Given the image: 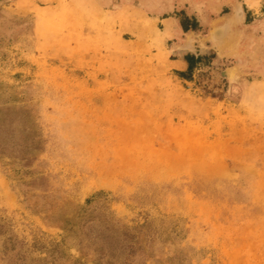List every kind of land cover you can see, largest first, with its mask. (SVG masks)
<instances>
[{"label": "rangeland", "instance_id": "374dc122", "mask_svg": "<svg viewBox=\"0 0 264 264\" xmlns=\"http://www.w3.org/2000/svg\"><path fill=\"white\" fill-rule=\"evenodd\" d=\"M243 1L180 76L134 0H0V264H264V0Z\"/></svg>", "mask_w": 264, "mask_h": 264}, {"label": "crops", "instance_id": "0c3cea01", "mask_svg": "<svg viewBox=\"0 0 264 264\" xmlns=\"http://www.w3.org/2000/svg\"><path fill=\"white\" fill-rule=\"evenodd\" d=\"M120 1L123 4L124 1L128 3L129 0ZM134 1L136 2L134 7L136 12L159 31L161 45L166 55V64L171 70L182 74L188 73L185 56H190L196 66L201 62V57L207 53L202 49V44L206 47V43L202 42L198 32L203 21L210 19L211 13L220 12L222 8H225L229 10V13L226 16L223 15V19L239 14L244 22L256 15V12L251 8H247V2L243 0H222V4L216 10L210 9V6H203L200 3L201 0ZM243 6L246 7L245 10ZM185 17L187 19L184 20ZM192 20L197 23V27L185 32L181 21L190 27Z\"/></svg>", "mask_w": 264, "mask_h": 264}, {"label": "trees", "instance_id": "16d2710c", "mask_svg": "<svg viewBox=\"0 0 264 264\" xmlns=\"http://www.w3.org/2000/svg\"><path fill=\"white\" fill-rule=\"evenodd\" d=\"M185 19H187L186 17L184 18V20ZM181 25H182V28H183V30L186 32V31H188L189 29H194V28H196L197 27V23L194 21V20H192V23H191V25H190V27H187L186 25H184L183 24V22L181 21ZM199 58H197V60H198ZM185 60L187 61V63H188V69H187V72L188 73H190L192 70H193V68L195 67V65H194V63L192 62V58L190 57V56H185ZM180 76H182V73H178Z\"/></svg>", "mask_w": 264, "mask_h": 264}]
</instances>
